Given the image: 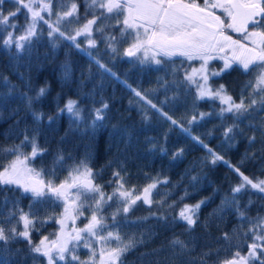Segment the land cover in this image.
<instances>
[{
    "label": "snow or ice",
    "instance_id": "obj_1",
    "mask_svg": "<svg viewBox=\"0 0 264 264\" xmlns=\"http://www.w3.org/2000/svg\"><path fill=\"white\" fill-rule=\"evenodd\" d=\"M8 2L14 5V10L5 8ZM82 2L83 14L78 0H70L68 4L65 0H0V47L23 55L46 32L54 47L63 40L77 49H80L81 43L96 48L98 40L94 36L99 34V40L106 41V47L116 53L114 42L118 37L106 31V28L114 27L119 38L125 41L130 38L124 56L136 57L139 54L143 60L151 59L157 65L164 63L161 58L173 57L200 62L198 66L190 65L184 71L181 84L193 93L194 104L195 101L218 100L224 105L219 115L232 114L233 124L223 132L227 141L231 142L237 131L243 132L237 121L252 120L255 114L264 113V0ZM20 15L24 16L23 25L15 19ZM108 21H115V25L107 24ZM230 32L239 38H233ZM80 37L85 39L80 41ZM212 61H222V64H211ZM95 62L105 71H111L99 60ZM232 70H239L250 77L238 99H234L226 85L217 79ZM4 79L6 82L7 78ZM133 91L172 125L178 123L151 99L139 91ZM46 93L47 89L41 87L35 99H40ZM24 98L31 107L33 98L26 94ZM77 103L68 100L62 108L58 107L57 114L67 113L74 122L82 121V110ZM108 108V103L102 102L100 107L93 110L90 124L93 129L103 126L98 122L105 120ZM206 115L211 113H199L200 119ZM32 116L36 122L44 119L40 112H32ZM143 117L149 119L148 113L145 112ZM47 121L52 125L55 118L48 116ZM196 121L197 116L192 115L189 123ZM248 127L250 131H259L264 136V123H250ZM184 131L189 130L185 128ZM21 135L20 143L0 149L5 157L0 161V191L18 192L20 198H28L31 203L25 210L20 207L19 198L9 200L5 197L0 202V264H122L121 257L143 240H137L134 236L125 239L120 232L121 223L128 221V214L140 202L148 208H152L154 203L164 208L165 201H154L153 192L158 184H168V180L153 178L137 191L135 186L125 187L124 175L116 170L113 172L114 179L108 182L114 185L112 191L106 193L104 186L97 183L99 173H94L89 163L81 160L68 168L67 175L57 181V169L63 167L65 159L63 154L57 152L53 166L47 172L43 168L37 169L30 162L38 156L43 157L47 150L39 146L36 130L31 134L24 130ZM193 139L199 141L198 137ZM255 140V135L248 138L250 145ZM199 142L203 144V141ZM25 147H30V151L25 152ZM208 151L212 164L224 160L211 149ZM182 153L183 149H179L173 159ZM224 163L229 162L224 160ZM229 167L241 178L240 183L231 188V196L226 197L212 215L222 219L220 214L225 208L234 209L237 226L232 233L223 232L220 239L226 245L231 244L233 239L238 243L230 257L218 259L216 264H264V216H248L246 209L251 206V200L242 210L238 195L255 190L261 194L259 198L264 199V179H250L239 168L230 164ZM187 196L188 192L185 191L180 201L183 202ZM206 203V199H201L195 204L181 203L176 209L174 201L166 207L176 209L172 220L183 221L186 230L191 231L197 226L200 209ZM57 208L60 209L59 213L55 212ZM117 217H121V220L118 221ZM150 217L157 221L168 220L167 215L156 211L140 219ZM50 223L58 225V228L44 234L41 229ZM203 226L207 229L208 223L204 222ZM33 233L37 234L38 239L33 238ZM21 242L25 245L23 249L12 247ZM240 243L247 251L242 253ZM167 247L170 254L161 256L156 264H160V260L166 264H176L180 260L184 264L185 257L190 264H207V258L212 255L209 250L193 257L194 245L179 237L172 238ZM157 252L163 253L164 249L154 250L151 255L155 256Z\"/></svg>",
    "mask_w": 264,
    "mask_h": 264
},
{
    "label": "trees",
    "instance_id": "obj_2",
    "mask_svg": "<svg viewBox=\"0 0 264 264\" xmlns=\"http://www.w3.org/2000/svg\"><path fill=\"white\" fill-rule=\"evenodd\" d=\"M65 2L68 4L70 0ZM78 2L83 14V2ZM5 8L14 10V5L8 2ZM15 19L20 25L25 22L23 15ZM106 23L115 25V21ZM106 31L118 37L114 42L116 53L106 47V41L99 40V34L94 36L98 40L96 48L81 43L77 49L63 40L54 47L46 32L23 55L0 47V149L20 143L22 131L27 130L31 134L36 130L39 146L47 151L43 157L38 156L31 162L34 167L47 172L53 166L57 152L62 153L65 158L63 167H58L56 173L59 181L67 175L68 168L86 160L94 173H99L97 183L104 186L106 193L112 191L114 185L108 182L114 179L116 170L124 175L125 187L135 186L137 191L153 178H166L168 184H158L153 192V200L163 199L165 207L154 203L152 208H148L140 202L128 214V221L121 223L120 232L125 239L134 236L143 240L121 257L122 264H156L161 256L170 254L167 246L174 237L194 245L193 257L211 250L207 264H216L218 259L230 257L238 241L233 239L226 245L220 237L223 232L232 233L237 226L236 213L234 209L225 208L220 214L222 219L212 214L226 197L231 196V188L240 183L241 178L229 164L239 168L250 179H264V136L248 127L250 123H264V113L255 114L252 120L237 121L243 132L237 131L235 138L227 141L223 132L233 124L232 114L219 115L224 105L218 100L195 101L194 104L193 93L181 84L184 71L190 65L198 66L199 61H184L182 57L161 58L164 63L157 65L151 59L143 60L139 54L136 57L124 56L130 38L127 41L119 38L114 27L106 28ZM84 39L79 38L80 41ZM96 60L111 71L100 68ZM214 64H222V61H214ZM4 78H7L6 82ZM217 79L226 85L234 99H238L250 77L239 70H232ZM41 87H45L47 93L35 99ZM133 90L151 99L178 123L172 125L137 97ZM25 94L33 98L31 107L24 98ZM174 96L175 100L172 99ZM68 100L78 102L82 121L74 122L67 113L57 114L58 107L62 108ZM102 102L109 105L106 118L98 122L103 124L102 127L93 129L90 126L91 113ZM32 112L43 113L44 119L34 121ZM145 112L149 116L147 120L143 117ZM199 113L211 115L200 119ZM192 115L197 116V121L189 123ZM48 116L55 118L52 125L48 124ZM185 128L189 131H184ZM251 135H255L256 140L250 145L248 138ZM179 149H183V153L173 159ZM208 149L229 163L220 160L212 164ZM24 151L29 152L30 147H25ZM4 158L0 153V161ZM185 191L188 196L181 202L180 197ZM238 195L242 210L251 200V206L246 209L248 216H264V199L259 198L261 194L252 190ZM5 197L9 200L19 198V205L25 210L31 203L28 198H20L18 192L0 191V202ZM201 199H206L207 203L201 207L200 219L191 231L186 230L183 221L172 220L181 203L195 204ZM174 201L176 209H168L166 205ZM59 211V208L55 210L56 213ZM153 211L167 215L168 220L140 219L149 217ZM204 222L208 223L207 229ZM56 228L58 225L50 223L41 231L48 234ZM33 238L38 239L36 233H33ZM24 246L23 242L12 245L21 249ZM161 248L163 253L151 255ZM240 248L242 253L247 251L243 243H240ZM160 264L166 262L160 260ZM176 264H181V261L177 260ZM184 264H190L187 257Z\"/></svg>",
    "mask_w": 264,
    "mask_h": 264
},
{
    "label": "rangeland",
    "instance_id": "obj_3",
    "mask_svg": "<svg viewBox=\"0 0 264 264\" xmlns=\"http://www.w3.org/2000/svg\"><path fill=\"white\" fill-rule=\"evenodd\" d=\"M218 14H220V13H218ZM229 34H231V35L233 36V38H239V37L237 36V34H235V33H231V32H230ZM173 58H175V57H173ZM199 63H200V62H197L198 65H199ZM211 64H214V61H212ZM210 67H211V65H210ZM31 162H32V161H31ZM31 162H30V163H31Z\"/></svg>",
    "mask_w": 264,
    "mask_h": 264
}]
</instances>
